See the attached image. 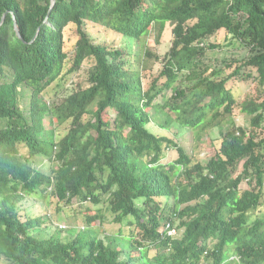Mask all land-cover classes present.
Listing matches in <instances>:
<instances>
[{
  "label": "trees",
  "instance_id": "16d2710c",
  "mask_svg": "<svg viewBox=\"0 0 264 264\" xmlns=\"http://www.w3.org/2000/svg\"><path fill=\"white\" fill-rule=\"evenodd\" d=\"M87 21L128 45L97 43ZM168 24L161 57L143 39L156 30L159 40ZM69 62V75L90 64L87 83L46 98ZM252 83L257 94L248 88L240 100ZM236 110L250 126L238 124ZM156 117L197 140L217 128L220 143L196 160L149 127ZM169 151L178 156L167 161ZM45 159L49 171L38 166ZM38 195L59 212L79 204L85 225L66 229L69 240L62 230L38 237L43 218L23 209ZM3 262L264 264V0H0Z\"/></svg>",
  "mask_w": 264,
  "mask_h": 264
},
{
  "label": "rangeland",
  "instance_id": "374dc122",
  "mask_svg": "<svg viewBox=\"0 0 264 264\" xmlns=\"http://www.w3.org/2000/svg\"><path fill=\"white\" fill-rule=\"evenodd\" d=\"M86 30L91 34L93 39L97 43L101 44H107L108 46H114L115 48L117 46H123L128 45V37L123 35L122 33L116 32L106 26L94 23V22H86L85 25ZM158 37V31L152 30L151 33L144 37L143 41L147 43L150 49H152L155 53L159 54L161 57L164 56V54L167 52L171 45V37H172V26L168 24L163 31V33L160 36V39H157ZM78 35L76 34V31L73 28V25H68L65 30V40H66V48L68 50L72 51L73 46L77 42ZM216 39V37H213V40ZM138 47L134 46L132 51L134 52V56L132 57V62L135 63V66L138 65V62L140 60V54L141 51L139 50L137 52ZM236 51H230L229 53L215 51L214 54L217 56H226L230 57L233 54H235ZM212 55V54H210ZM214 55V56H216ZM71 61V60H70ZM215 61V60H213ZM71 62H69L61 74V77L54 82L51 86H49L46 91L44 92L46 98H55V97H61L66 95L67 93L71 92L72 89L78 84V83H87V71L90 67L89 63H85L84 67L77 73L69 75L66 74L68 69L71 66ZM161 67V62H155L153 65V69L155 72ZM149 71V70H147ZM152 71V70H151ZM150 72V71H149ZM146 73V72H145ZM153 73V72H152ZM148 79L151 80L152 75L150 76V73H148ZM71 76V77H70ZM258 83H252L249 87L248 85L245 87L243 86L241 89L238 90V95H240V100H244L247 96L245 93L250 89L251 94L255 93V87ZM258 87V85H257ZM249 88V89H248ZM248 91V92H250ZM243 92V93H242ZM257 94V92L255 93ZM152 111V110H151ZM154 111V110H153ZM152 111V112H153ZM238 112L236 116V121L239 125L244 126H250L251 125V119L249 116H246L244 114H239V110H236ZM162 119L160 117L154 118V120L149 124V127L158 134L162 133H168L174 136L181 145H183L186 150L193 154L196 160L206 159L209 148L211 147V141H215V143L219 144L220 140L218 138L219 130L213 129L211 130L210 134H204L202 137V140H197L195 138V133L191 129L187 128H181V127H170L169 129H166L161 126ZM64 127L61 128L60 132H63ZM169 130V131H168ZM213 138V139H212ZM178 156V153L176 151H169L167 153L166 160L169 161L172 158H176ZM47 164V171L50 170V162L47 161V159L42 160L40 163H38V166H42ZM57 204L55 200L52 198L50 199H44L40 195L34 197H28L25 200L23 209L24 213L29 217H42L44 220V223L41 225V227H38V229L34 232L38 237L41 238H48L52 236L53 234H56L58 230H62L61 237L64 240H69L71 238V233L66 231V229L71 228H80L85 225V217L82 215L78 209L79 204L75 203L73 205H67L64 210L58 211L57 210ZM106 228L108 227L109 233H114L115 230H117V226L113 225H105ZM106 228L104 230H106ZM103 234V233H102ZM4 264L6 262H3Z\"/></svg>",
  "mask_w": 264,
  "mask_h": 264
},
{
  "label": "water",
  "instance_id": "95a60500",
  "mask_svg": "<svg viewBox=\"0 0 264 264\" xmlns=\"http://www.w3.org/2000/svg\"><path fill=\"white\" fill-rule=\"evenodd\" d=\"M55 1H56V0H53V4L55 3ZM15 25H16L17 33H18V35L21 37L22 35L20 34V31H19V29H18V25H17V23H15ZM39 31H40V28L38 29L36 36L38 35Z\"/></svg>",
  "mask_w": 264,
  "mask_h": 264
}]
</instances>
